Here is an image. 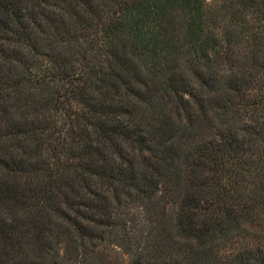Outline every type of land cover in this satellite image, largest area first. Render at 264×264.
<instances>
[{"label":"trees","instance_id":"trees-1","mask_svg":"<svg viewBox=\"0 0 264 264\" xmlns=\"http://www.w3.org/2000/svg\"><path fill=\"white\" fill-rule=\"evenodd\" d=\"M264 264V0H0V264Z\"/></svg>","mask_w":264,"mask_h":264},{"label":"rangeland","instance_id":"rangeland-1","mask_svg":"<svg viewBox=\"0 0 264 264\" xmlns=\"http://www.w3.org/2000/svg\"><path fill=\"white\" fill-rule=\"evenodd\" d=\"M105 253L110 264H126L127 262V255L116 247H108Z\"/></svg>","mask_w":264,"mask_h":264}]
</instances>
